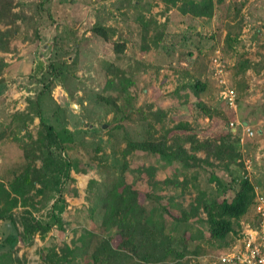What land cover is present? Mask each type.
Instances as JSON below:
<instances>
[{
  "label": "rangeland",
  "instance_id": "obj_1",
  "mask_svg": "<svg viewBox=\"0 0 264 264\" xmlns=\"http://www.w3.org/2000/svg\"><path fill=\"white\" fill-rule=\"evenodd\" d=\"M14 7L18 33L10 51L0 52V181L7 185L25 165L23 150L36 138L38 115L61 138L69 135L67 159L49 161L63 166L65 159L70 167L58 188L38 185L41 192L14 209L45 221L54 214L61 227L23 242L0 220V264L16 256L22 264H93L94 251L130 243L141 208L176 238L185 235L187 264H215L235 235L219 246L207 240L202 209L177 223L160 208L174 216L192 203L230 200L240 178L264 198V0H211L209 17L198 18L182 15L174 0H14ZM94 24L110 29L108 42L91 33ZM117 42L125 46L121 53L114 52ZM195 80L205 84L200 94L192 90ZM224 88L234 90L232 107ZM101 98L114 99L118 108ZM197 102L210 109L208 117L194 108ZM180 122L190 131H173L169 142L190 135L188 151L205 138L225 142L228 165L201 162L202 152L177 163L130 149L129 141L160 136ZM122 173L139 193L127 194L124 223L105 229L96 194ZM257 219L251 206L239 230Z\"/></svg>",
  "mask_w": 264,
  "mask_h": 264
},
{
  "label": "trees",
  "instance_id": "obj_2",
  "mask_svg": "<svg viewBox=\"0 0 264 264\" xmlns=\"http://www.w3.org/2000/svg\"><path fill=\"white\" fill-rule=\"evenodd\" d=\"M172 1V0H171ZM180 3V13L193 17H209L208 11L211 9V0H174ZM14 0H0V26H7L0 29V52L7 53L11 49V42L18 33L14 12ZM91 33L102 39L109 41L110 29L100 24H94ZM158 37V36H157ZM230 32L226 39H229ZM145 38V37H144ZM158 39H151L149 42H157ZM154 44V43H153ZM123 43H114L115 53L124 51ZM192 90L198 94L205 89V84L195 80L191 85ZM105 103L116 106V101L112 98H101ZM118 108V107H117ZM198 113L206 117L210 115V109L202 102L194 104ZM40 113V112H39ZM38 130L35 140L26 144L23 150L25 165L13 175L12 179L5 185L0 181V220L11 225V235H16L25 242L35 235H44L53 226L61 227L62 221L59 216L50 214L45 221L36 218L32 213L23 209L21 212H14L15 208L25 207L31 192L40 193V187H46L48 182L53 188H58L62 178H68L70 164L65 159L63 166H58L49 161L55 155L66 157L69 135L61 138V135L40 115ZM173 131H190L189 124L180 122L170 129H164L160 136L147 135L141 141H129L130 149L169 159L177 163H183L195 159L196 152H202L204 158L200 161L207 163L210 158H214L218 163L228 165L230 155L229 147L225 142L210 140L205 138L189 146V151L184 147L190 135L176 138L169 142L170 133ZM67 159V157H66ZM39 162L40 166L36 167ZM67 163V164H66ZM235 182V180H233ZM89 182V185L93 184ZM238 189L234 192L230 200H206L202 204L192 203L189 210H184L177 215H172L163 205L160 211H165L166 215L177 223H186L190 217H196L200 209L205 213V222L208 227V239L210 242L218 243L220 246L225 243L229 234L236 235L239 231V221L254 204L256 197L255 188L248 178H240L237 183ZM129 193H139L132 184L125 181L123 173L113 178L106 187L100 186L96 194L95 204L102 210L100 226L105 229L122 225L128 215V204L126 196ZM145 198L154 200L150 193H145ZM144 208L139 209L136 214L134 228L130 236V243L125 247H108L102 251H94L91 255L93 264H106L115 261L116 264H187L185 258L190 255L187 248V238L181 235L178 238L165 230L163 222L157 217L146 215ZM20 228L18 231L17 228ZM236 228V229H235ZM10 237L6 240L9 241ZM145 252L143 260L135 258V254ZM193 252L192 254H195ZM43 260L48 261V256H43ZM4 264H22V260L16 256ZM59 264V263H58Z\"/></svg>",
  "mask_w": 264,
  "mask_h": 264
},
{
  "label": "built area",
  "instance_id": "obj_3",
  "mask_svg": "<svg viewBox=\"0 0 264 264\" xmlns=\"http://www.w3.org/2000/svg\"><path fill=\"white\" fill-rule=\"evenodd\" d=\"M216 73L221 74L223 65L218 64ZM223 99L229 107L234 105L235 93L233 89L224 88ZM232 125V123H231ZM247 137L253 135L250 127L243 126ZM253 210L257 215L255 224H247L234 236L233 241L216 256L215 264H264V198L254 199Z\"/></svg>",
  "mask_w": 264,
  "mask_h": 264
},
{
  "label": "water",
  "instance_id": "obj_4",
  "mask_svg": "<svg viewBox=\"0 0 264 264\" xmlns=\"http://www.w3.org/2000/svg\"><path fill=\"white\" fill-rule=\"evenodd\" d=\"M244 125H246V123H243Z\"/></svg>",
  "mask_w": 264,
  "mask_h": 264
}]
</instances>
